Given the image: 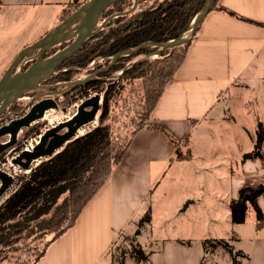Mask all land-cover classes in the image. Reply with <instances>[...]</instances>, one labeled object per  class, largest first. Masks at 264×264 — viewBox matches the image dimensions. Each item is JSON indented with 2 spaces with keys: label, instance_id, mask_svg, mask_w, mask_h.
Masks as SVG:
<instances>
[{
  "label": "crops",
  "instance_id": "crops-1",
  "mask_svg": "<svg viewBox=\"0 0 264 264\" xmlns=\"http://www.w3.org/2000/svg\"><path fill=\"white\" fill-rule=\"evenodd\" d=\"M71 1L0 0V77L21 48L65 17L63 11ZM263 56L264 0H216L197 24L182 62L150 113L148 123L161 129L141 128L133 134L108 181L87 202L73 225L48 243L34 264H113V257L106 261L108 250L118 235H129L143 214L151 211L150 192L159 179H166L168 174L175 176L174 168L198 169L192 151L178 158L176 148L180 150L188 144V137L206 122L233 86L247 78L249 70ZM33 58L34 55L27 61L32 62ZM204 128L208 135L209 125ZM242 155L239 148L231 155L226 154L225 172H220L223 188L217 192L218 196L216 192L213 194L218 202L222 200L224 210L222 215L211 212L202 215L209 230L193 237L190 233L171 237L166 229L150 237L142 235V231L136 236V242L149 251L146 264H235L230 255L217 251L218 247L208 252L203 249L204 239L219 238L229 242L233 253L241 252L242 255H236L238 264H264V199H257L263 213L261 220L252 208H247L244 222H230L228 204L237 196L238 189L245 184L264 183L263 164L258 159L241 161ZM221 165L219 162L199 171L217 170ZM192 192L185 197L191 200L186 205L195 201ZM167 218L166 215L156 218L154 214L150 222L153 226L156 222L158 228L165 227ZM187 239L191 243H185ZM149 243L157 246L150 247ZM123 264L136 263L126 256Z\"/></svg>",
  "mask_w": 264,
  "mask_h": 264
},
{
  "label": "trees",
  "instance_id": "trees-1",
  "mask_svg": "<svg viewBox=\"0 0 264 264\" xmlns=\"http://www.w3.org/2000/svg\"><path fill=\"white\" fill-rule=\"evenodd\" d=\"M72 2L77 5L71 9ZM206 2L207 0H136L135 7L131 8L134 0H118L106 8L99 18L101 25L83 41L73 55L63 61L58 67L59 72L42 80V84H52L54 89L63 84L60 109H66L73 99L77 101L79 95H87L86 91L90 87L103 89L101 112L97 125L71 139L54 155L41 158L29 173L17 180L15 190L4 198L0 204V262L34 264L43 255L48 243L73 225L87 202L108 181L113 166L124 155L133 134L141 128L161 129L148 123L150 113L165 84L182 62L187 43L161 49L156 60L134 57L151 54L161 48L153 44L179 37L190 27L191 21ZM81 3L77 0L69 2L63 11L64 16L77 9ZM69 42L70 40L52 46L44 56L57 52ZM135 48V51L129 53ZM33 55L34 53L27 58ZM110 55L115 56L111 64L106 58ZM98 58H102L108 66L98 75L108 78L121 70L120 75L109 80H87L65 89L66 82L74 81L83 67ZM30 61H26L22 69H26ZM94 63L96 64V60ZM61 68L65 69L60 70ZM137 78L145 84L143 103L148 113L144 123L133 129L125 145L113 154L110 128L104 121L108 117L115 89L122 83ZM103 81H106V86L97 85ZM33 92L31 90L28 93ZM39 125L38 122L23 129L18 141L35 134ZM263 143L264 127L258 121L253 149L244 153L241 158L260 159L264 166ZM175 155L180 158L189 153L183 155L177 147ZM259 197L264 199V183L242 185L237 196L228 204L230 222H244L248 206L254 210L256 218L261 220L263 213L257 203ZM148 222L150 212L146 211L137 225ZM139 233L140 230L135 231L136 236ZM202 245L206 252L224 247L235 264H238L236 255H242L239 251L233 253V248L225 239H204ZM115 252L113 264H123L126 256L132 257L136 264H146L149 260V251L132 237L126 248L115 249Z\"/></svg>",
  "mask_w": 264,
  "mask_h": 264
},
{
  "label": "rangeland",
  "instance_id": "rangeland-1",
  "mask_svg": "<svg viewBox=\"0 0 264 264\" xmlns=\"http://www.w3.org/2000/svg\"><path fill=\"white\" fill-rule=\"evenodd\" d=\"M76 5V2H72L70 4L71 9ZM101 22L102 21L99 20V23ZM189 33L190 32L186 30L181 35L187 37ZM159 52H161V49L151 54H145L144 56L138 55L134 57V59L144 58L147 60H156L159 58ZM114 59L115 57L113 55L110 62H113ZM95 60L96 64L94 63ZM26 61L27 58L21 63V66H23ZM104 62L102 58L92 60L86 67L80 70L74 81L65 83V89L76 80H101L102 77L95 79V76L102 69L108 68ZM125 67H127V65ZM93 68L95 69L94 71H92ZM120 73L121 70H118L116 74L110 75L108 78H115L119 76ZM97 85L106 86V81L105 83L104 81L100 82ZM144 87L145 84L142 80L137 78L129 82H124L119 85L118 89H115L110 102L108 117L104 121L110 128L113 154L119 152L125 145L132 130L144 123V119L148 113L147 107L143 103ZM35 89H42L37 95L49 93L46 91L47 87H42L40 84L31 90ZM86 92L87 95L92 92H99L101 94L102 104L103 89H93V87H90ZM24 96H29V93H24L17 101L22 97L25 98ZM79 97L81 98L82 96L79 95ZM54 98L57 101L61 99V102L63 100L61 96H54ZM77 101H75V99L71 100V105L69 104L67 108L71 106L72 109V104ZM21 102H26V99H22ZM10 106H12V104ZM48 111L49 114H47L46 119L53 118L58 120L63 114L62 109H49ZM100 112L101 109L97 112L94 121L82 127L83 133H80L79 136L98 124ZM39 120L41 121V119ZM205 121L206 122L201 123L197 130L188 137V144L186 146L182 145L180 148L182 153H190L192 151L195 160L194 164L198 166V169L193 171V168L190 169L189 166L174 168L173 172H175V176L168 177V174L166 179L165 177L160 178L150 192L152 201L150 216H154V214L156 218H160L163 215L168 216V221L164 222L165 227L160 224L161 226L158 228L156 222H154V226L153 222L143 223L140 226L134 225L128 232V236L118 235L112 248L107 252L106 261L113 257V254L116 253L115 249L120 250L126 248V246L129 245V239L131 237L136 238L135 231L140 230V232L142 231V235L150 237V235L159 234L161 230L166 229L168 235L171 237L181 234L189 235V233L193 237V235L201 233L202 230L203 232L209 230L208 222L203 221L204 217H202V215H205L207 212L222 215V211L224 210L223 205L220 203L222 200L219 199L218 202V199H215L213 194L215 192L217 194V192L223 188L221 185L222 175L220 172H225L224 166H226V161L224 159L226 158V154H233V151L237 150V148L242 150L243 154L250 152L254 146L257 122H261L264 127V56L261 61L257 62V64L249 70L246 79L237 82V84L233 86L230 93L221 100L216 110L213 111ZM206 124L209 125V129L207 130L208 135H205L204 126ZM21 133L22 131L18 133L17 140L21 136ZM202 140L204 143L199 144L198 142ZM242 160L241 158V161ZM258 160L260 161V159ZM219 162H222L223 165L218 167L217 170L199 171L202 167L210 169V166H214ZM186 164L189 163H183V166ZM199 173H201L200 176L197 178L194 177L195 174ZM194 190H196V192H192ZM188 192L194 193L195 201L186 205L187 201H191L190 198L185 199ZM248 209L251 210V207L248 206ZM194 216L198 217V219L195 220ZM193 219L196 222L195 224H191ZM66 222L67 221H65V223ZM212 223L213 226H216L214 224L215 222ZM203 225H205V227ZM175 226L178 229H176ZM219 231L221 233L223 230L221 229ZM185 243H191V240L187 239ZM148 245L150 247L152 245L155 247L157 246V244L154 245V243H149ZM217 251L229 255L224 247H218Z\"/></svg>",
  "mask_w": 264,
  "mask_h": 264
},
{
  "label": "water",
  "instance_id": "water-1",
  "mask_svg": "<svg viewBox=\"0 0 264 264\" xmlns=\"http://www.w3.org/2000/svg\"><path fill=\"white\" fill-rule=\"evenodd\" d=\"M118 0H86L81 5L64 17L58 24L48 30L44 35L21 48L13 60L5 69L0 77V122L9 115H15L7 123L0 125V137L8 136L6 142H0V153L13 146L17 141L20 131L31 126L32 122L44 116L48 109H58L57 100L51 96L41 97L33 104L25 103L22 109L29 106L22 115V109L11 110L5 113L10 105L14 104L27 91L39 86L40 82L48 78L63 61L73 55L81 46L83 41L94 33L96 28L101 25L99 18L108 6ZM216 0H207L199 14H197L190 24L189 35L169 40L164 43L153 44L161 48L175 47L187 43L193 36L197 24L203 16L210 10ZM136 5V0L131 8ZM70 42L57 52L45 57V53L54 45L65 41ZM133 49L129 53L135 51ZM34 53L33 61L28 64L26 69H22L21 63ZM115 57V56H114ZM87 81V80H86ZM85 80H76L68 87L81 84ZM63 91V90H62ZM58 91L57 94H61ZM54 95L55 93H51ZM45 94L39 95L44 96ZM37 99V98H35ZM101 105V94L92 92L80 98L75 112L65 120L47 129L40 138L39 143L32 151L21 152L13 163L19 164L23 168H28L32 161L50 157L58 152L71 139L76 138L77 130L94 121ZM65 110V109H62ZM12 184V179L0 171V197Z\"/></svg>",
  "mask_w": 264,
  "mask_h": 264
},
{
  "label": "built area",
  "instance_id": "built-area-1",
  "mask_svg": "<svg viewBox=\"0 0 264 264\" xmlns=\"http://www.w3.org/2000/svg\"><path fill=\"white\" fill-rule=\"evenodd\" d=\"M187 30L190 32L189 28ZM82 97H85V95ZM21 99H23V97ZM79 101H80V98L78 99L77 102L72 104V109L70 106L66 110H63L62 117L59 118L58 120H55L53 118L46 119V120L41 119V121H39L40 125H39L37 132L35 134L27 136L20 141L17 140L13 146L7 148L6 150H4L3 152L0 153L1 154L0 155V171L5 173L8 177H10L12 179V184L6 189V191L0 197V204L3 202L5 197H7L10 193H12V191L15 190L17 180L22 175L29 173L30 170L32 169L33 165H35L39 161V160L32 161L28 168H23L19 164L13 163V159L16 158L21 152L32 151L33 148L39 143L41 136L43 135V133L47 129L56 125L58 122H61V121L65 120L66 118H69L75 112ZM57 102L60 103L61 99H59ZM28 108H29V106L25 107L24 109H22V107H21L18 110L19 111H20V109L23 110L21 113V115H22L24 112L27 111ZM65 111H66V113H65ZM14 117H15V115H13V114L9 115V117L5 118L3 121L0 122V125L7 123L9 120H11ZM31 125H33V124H31ZM82 127H84V126H82ZM7 139H8L7 135L1 136L0 142H6Z\"/></svg>",
  "mask_w": 264,
  "mask_h": 264
},
{
  "label": "flooded vegetation",
  "instance_id": "flooded-vegetation-1",
  "mask_svg": "<svg viewBox=\"0 0 264 264\" xmlns=\"http://www.w3.org/2000/svg\"><path fill=\"white\" fill-rule=\"evenodd\" d=\"M66 42V41H65ZM109 61H108V63L109 64H111L112 62H110L111 60V58H112V55H110V56H108V57H106ZM110 66V65H109ZM96 67V66H95ZM78 68V67H77ZM84 68V67H83ZM65 68H61L60 70H64ZM95 69L93 68L92 69V71H94ZM102 70H104V69H102ZM101 70V71H102ZM59 72V69H58V67L55 69V71H53V73L51 74V75H54V74H56V73H58ZM100 72V71H99ZM99 72L96 74V76H95V79H99V77H102L103 79H115V78H105V77H103V76H100V75H98L99 74ZM50 75V76H51ZM40 86H42V87H47V89H46V91H48L49 93H47V94H45L44 96H39V95H37L38 93H40V90L42 91V89H35L34 90V92L33 93H29V96H24L25 98H23V99H26V102H21L22 101V99H20L19 101H17V102H15L12 106H10V107H8L7 108V110L5 111V113H3L2 115H1V117L4 115V114H6V112H9V111H11V110H17V108L19 109V108H21L25 103H27V102H30V104L29 105H31V104H33L34 102H36L38 99H40L41 97H47V96H51V97H53L54 98V96H61L62 97V99H63V94L62 93H64V89H63V84H61V86L58 88V89H54L53 87H54V85H52V84H42V81L40 82ZM38 90V91H37ZM63 90V91H62ZM58 91H62V93L61 94H57V92ZM29 91H27V93H28ZM51 93H55L54 95H52ZM84 96V95H83ZM35 98H37V99H35ZM23 101H25V100H23ZM58 103V102H57ZM61 103V102H60ZM60 103H58V109H60L61 107H60ZM16 106V107H15ZM14 108V109H13Z\"/></svg>",
  "mask_w": 264,
  "mask_h": 264
},
{
  "label": "bare ground",
  "instance_id": "bare-ground-1",
  "mask_svg": "<svg viewBox=\"0 0 264 264\" xmlns=\"http://www.w3.org/2000/svg\"><path fill=\"white\" fill-rule=\"evenodd\" d=\"M49 110V109H48ZM45 111V113H44V116L42 117V118H40V119H45L46 120V118H47V114H49V111ZM66 117V116H65ZM49 119V118H48ZM36 121V122H35ZM35 121H33L32 122V124H35V123H37V122H39L40 120L38 119V120H35ZM80 133H83V130H82V127H80L78 130H77V135H79Z\"/></svg>",
  "mask_w": 264,
  "mask_h": 264
}]
</instances>
